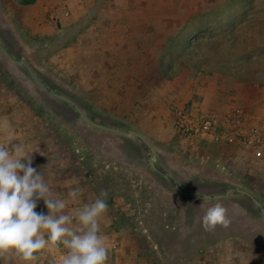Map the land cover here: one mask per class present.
<instances>
[{
    "label": "rangeland",
    "instance_id": "rangeland-1",
    "mask_svg": "<svg viewBox=\"0 0 264 264\" xmlns=\"http://www.w3.org/2000/svg\"><path fill=\"white\" fill-rule=\"evenodd\" d=\"M81 1L69 2L77 8ZM69 15L68 6L59 10L0 0V42L91 120L139 132L152 148L155 165L182 190L214 195L242 189L264 207V152L227 139L183 138L174 127L175 111L190 110L199 93L179 105L158 92L172 84H256L250 90L253 103L235 105L229 113L242 110L264 128V0H99L88 18L72 22ZM155 31L172 34L171 40L155 42L157 57L143 38L135 42L141 46L138 56L125 53L130 43L121 42L123 35ZM9 141L33 152L32 166L52 197L65 200V212L69 205L82 207L107 193L112 225L102 228V238L131 230L141 246L133 255L146 264H219L229 252L225 244L236 255L253 257L249 264H264V218L249 198L230 196L245 209L238 218L250 231L220 225L206 230L203 210L220 200L195 201L176 191L143 160L148 150L140 140L86 125L73 107L44 93L23 67L0 52V144ZM77 188L80 195L72 200L69 193ZM106 219L103 215L101 224ZM178 228L187 233L181 237ZM125 241L136 244L128 236ZM113 245L109 257L120 254L119 244ZM62 253V248H45L30 262L14 252L0 253V264H59Z\"/></svg>",
    "mask_w": 264,
    "mask_h": 264
},
{
    "label": "clouds",
    "instance_id": "clouds-1",
    "mask_svg": "<svg viewBox=\"0 0 264 264\" xmlns=\"http://www.w3.org/2000/svg\"><path fill=\"white\" fill-rule=\"evenodd\" d=\"M32 153L20 143L0 144V253L14 252L30 262L37 252L56 247L63 249L59 264H107L109 249L100 234L107 193L101 192L94 201L65 212V200L52 197L40 171L32 166ZM79 195L78 188L69 193L72 200ZM41 200L47 214L36 211ZM201 221L206 230L229 224L220 203L207 206ZM224 248L229 252L219 258V264H233L234 256L239 257V264H249L253 258L236 255L231 244Z\"/></svg>",
    "mask_w": 264,
    "mask_h": 264
},
{
    "label": "crops",
    "instance_id": "crops-1",
    "mask_svg": "<svg viewBox=\"0 0 264 264\" xmlns=\"http://www.w3.org/2000/svg\"><path fill=\"white\" fill-rule=\"evenodd\" d=\"M70 0H35V3L33 5H29L27 7H34L36 5L42 6L44 8H54L62 10L65 8V6H68L70 8V21L76 22L80 18H88V12L89 9H93V6L96 4H99V0H84L81 1L83 5L79 7L73 8ZM13 2V0H12ZM106 0H103V3H105ZM137 6V5H136ZM112 9L116 8V5L112 6L110 5ZM61 13V12H60ZM154 24H157V18L154 20ZM171 22V21H170ZM166 25L169 24L168 19L166 20ZM170 35V36H169ZM119 37V36H117ZM145 39L147 42L149 40V45L145 47H150L151 51L153 49V56L157 57L158 55V45L155 42H158V40H171L172 34L164 33L159 34L155 31V33H146L142 36L136 35V34H127L123 35V38H121V42L124 44L132 43V45H127L130 48H127L126 54L129 56L134 53V57L138 56V47H141L139 45H135L136 41H141V39ZM149 38V39H148ZM155 43V44H154ZM145 51V50H144ZM140 55V54H139ZM146 55V54H145ZM151 55V54H149ZM167 85V84H166ZM173 86H168L164 89V91H159V94L161 95L162 100L165 101H171L174 100L179 105L188 104L191 101L192 94L197 92L200 95L199 102H190V108L194 111H198L199 113L207 114L205 112L215 110L218 113H229L234 109L235 105L237 106H250L249 103H253L252 94L250 90H252L255 86L258 87V85L255 84H184L186 86H182L181 88L177 86V84H172ZM196 90V91H195ZM262 96L264 97V90L262 92ZM262 97V98H263ZM32 155V154H31ZM34 167V166H33ZM235 194V193H234ZM238 194V193H237ZM233 195L229 194L225 198L221 199H215L220 200L221 202H213V203H220L222 204L226 209V215L229 220V224L227 226L228 231H230L231 227H235L239 230H249L248 225L244 224L242 220H240L238 217L243 216L245 213V209L238 204L233 203L230 200V196ZM242 195V194H241ZM54 196V195H53ZM246 197V196H245ZM192 199V198H191ZM193 200H200V199H193ZM76 208H79L75 205L71 206L69 205L68 213H71V211L75 210ZM36 211L38 212H45L46 214V206L44 205V202L41 200L37 204ZM104 216L107 218L105 223L100 222V232H104L102 228L109 230L111 229V210L110 207H107L106 212L104 213ZM131 230H126L123 232L118 233H112L110 235V240H106V246L109 248L113 245V242H117L119 244V256L115 255L113 257H109L107 264H146V259H141L140 257H136L133 255L134 250H138L141 248V246L136 243L138 240V236L133 234L130 236ZM178 235L180 233L181 237L184 236L185 233H187V230H181V228H178L177 230ZM187 235V234H186ZM102 237H104L101 234ZM127 236L130 238L135 239V245L128 244ZM192 238H189V241H191ZM158 259V258H157ZM154 259L155 261L157 260ZM153 261L152 259L148 260ZM156 264H163L159 262ZM152 263V262H150Z\"/></svg>",
    "mask_w": 264,
    "mask_h": 264
},
{
    "label": "built area",
    "instance_id": "built-area-1",
    "mask_svg": "<svg viewBox=\"0 0 264 264\" xmlns=\"http://www.w3.org/2000/svg\"><path fill=\"white\" fill-rule=\"evenodd\" d=\"M175 116V130L187 140L227 139L258 153L264 152V128L242 110L229 114L195 115L191 109L182 108L175 111ZM115 247L113 245L112 249Z\"/></svg>",
    "mask_w": 264,
    "mask_h": 264
},
{
    "label": "water",
    "instance_id": "water-1",
    "mask_svg": "<svg viewBox=\"0 0 264 264\" xmlns=\"http://www.w3.org/2000/svg\"><path fill=\"white\" fill-rule=\"evenodd\" d=\"M0 52L1 54L10 62L17 64L21 67H23L27 74L29 75V77L31 78V80L33 81V83L40 88L44 93L48 94L49 96H51L52 98H55L57 100H60L66 104H68L69 106L73 107V109L75 110V114L77 115L78 119L80 121H82L83 123H85L86 125L96 128V129H100V130H104L110 133H115V134H119V135H125V136H132L137 138L138 140H140L144 146L147 148L148 150V154H145L142 156L143 160L148 164V166H150L153 170H155L158 174H160L161 176L169 179L172 184L173 187L175 188L176 191H178L179 193L183 194V195H187L192 199H200V200H213V199H221V198H225L227 197L229 194L232 193H239L242 194L244 196H246L247 198H249L251 200V202L253 203V205L259 210L260 215L264 218V207L262 206V204L255 199L249 192L244 191L242 189H237V188H227L224 190L223 193L221 194H214V195H197L195 193H191V192H186L184 190H182L175 182H173V178L171 176L170 173H168L167 171H163L160 170L154 163L153 161V151L152 148L150 146V144L148 143V141L137 131L132 130V129H118L115 127H109V126H105L102 125L100 123H97L93 120H91L84 112L83 110L77 105L75 104L69 97H67L64 94L58 93V92H53L51 90L48 89V87L43 84V82L38 78V76L36 75V73L33 71V69L31 68V66L22 58H14L6 49L5 47L1 44L0 42ZM208 197L209 199H202L201 197Z\"/></svg>",
    "mask_w": 264,
    "mask_h": 264
},
{
    "label": "trees",
    "instance_id": "trees-1",
    "mask_svg": "<svg viewBox=\"0 0 264 264\" xmlns=\"http://www.w3.org/2000/svg\"><path fill=\"white\" fill-rule=\"evenodd\" d=\"M17 5L29 6L35 3V0H13Z\"/></svg>",
    "mask_w": 264,
    "mask_h": 264
}]
</instances>
